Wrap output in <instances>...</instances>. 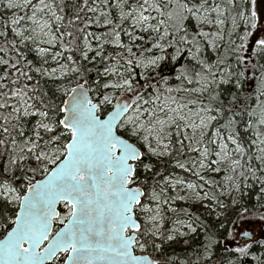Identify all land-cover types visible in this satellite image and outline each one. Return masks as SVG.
<instances>
[{
	"label": "snow or ice",
	"instance_id": "1",
	"mask_svg": "<svg viewBox=\"0 0 264 264\" xmlns=\"http://www.w3.org/2000/svg\"><path fill=\"white\" fill-rule=\"evenodd\" d=\"M0 264H264V0H0Z\"/></svg>",
	"mask_w": 264,
	"mask_h": 264
}]
</instances>
